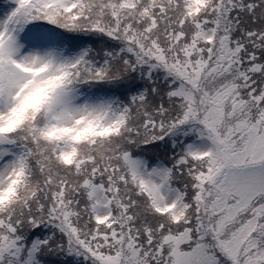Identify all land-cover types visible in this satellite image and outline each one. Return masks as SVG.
Masks as SVG:
<instances>
[{
    "label": "snow or ice",
    "instance_id": "snow-or-ice-1",
    "mask_svg": "<svg viewBox=\"0 0 264 264\" xmlns=\"http://www.w3.org/2000/svg\"><path fill=\"white\" fill-rule=\"evenodd\" d=\"M0 8V264H264V0Z\"/></svg>",
    "mask_w": 264,
    "mask_h": 264
},
{
    "label": "rangeland",
    "instance_id": "rangeland-1",
    "mask_svg": "<svg viewBox=\"0 0 264 264\" xmlns=\"http://www.w3.org/2000/svg\"><path fill=\"white\" fill-rule=\"evenodd\" d=\"M7 2V0H0V3H6ZM3 9L2 8H0V11H2Z\"/></svg>",
    "mask_w": 264,
    "mask_h": 264
}]
</instances>
